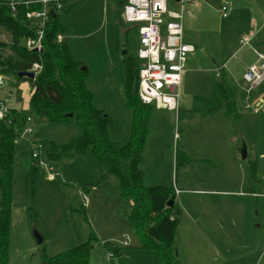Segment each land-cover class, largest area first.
Segmentation results:
<instances>
[{
	"label": "rangeland",
	"instance_id": "374dc122",
	"mask_svg": "<svg viewBox=\"0 0 264 264\" xmlns=\"http://www.w3.org/2000/svg\"><path fill=\"white\" fill-rule=\"evenodd\" d=\"M76 1L67 11H60L69 32L71 54L89 69L93 105L110 115L111 138L118 143L125 142L131 118L122 94L123 58L127 53H137V28L124 23L130 31L127 37L124 36V25L117 26L111 0ZM196 1L187 6L194 18L190 20L185 15L182 20L183 41L194 46L195 51L188 54L186 67L189 71L187 80L180 87V109L175 113L153 107L152 130L145 151L147 163L142 167L144 184H164L174 188L177 178L178 184L184 186H194L200 181V187L204 189L203 184L207 181L210 187L227 191L234 189L236 195L241 188L234 184L237 183L234 169L228 175L227 164L219 163L214 168L213 161L208 163L198 159L200 155L205 156L208 149L209 154L224 153L221 148L212 150L219 139L215 132L217 118L204 113L216 106V71L218 66L227 64L232 75L227 73L228 69L225 70L226 75H230L232 81L235 78L240 82V88L233 82L240 118L225 120L230 138L237 139L234 144L239 147L240 167L247 177L248 167L254 161L253 153L264 152V81L247 93L246 88L250 85L241 80V63L255 60L253 49L264 53L260 52L264 49V0ZM225 3L231 9L223 18L220 7ZM258 28L262 30L257 34ZM252 33L257 35L251 37L249 45L242 46L240 41ZM9 39V34L0 28V40L8 42ZM123 50L127 53L123 54ZM8 52L6 50L4 54ZM3 79L0 102L6 101L10 109L25 112L28 108L27 82L18 81L12 74H3ZM256 98L262 101L258 113L252 110ZM198 110H203V113L198 114ZM24 129H30V133L16 138L13 155L9 264H43V254L53 256L74 248L88 240L90 235L95 239H92L89 264H96V250L102 252L103 264H111V260L120 255L113 253L111 258H107L103 244L117 246L118 240L101 242L96 227L106 234L113 231L109 229V219L117 221L122 215L125 219V210L121 208L129 203L118 192L115 193L116 179L108 176L94 186L104 170L89 153H84L71 160L57 162L55 178L48 180L45 167L32 158L35 151L32 141L51 140L63 144L76 137L79 129L73 121L49 124L34 117ZM175 132L178 133L177 138H174ZM240 133L246 144L239 142ZM242 146L249 149V155L244 159ZM184 147L189 150L191 160L183 156ZM176 152L181 162L179 166L175 164ZM40 160L46 162L43 156ZM183 164L187 169L182 173ZM253 186L259 192L254 198L251 195L239 197V194L237 197L182 194L183 202L180 197L175 199L181 208L175 250L182 264H264V256L259 258L264 246L263 166L258 168ZM244 187L245 191H250L246 180ZM79 191L87 195L90 203L83 204ZM33 230L42 236L41 243L36 242ZM128 244V247H122L123 250L132 247L130 242ZM147 255L150 258H141L140 263L123 261L122 264H162L154 253L148 251Z\"/></svg>",
	"mask_w": 264,
	"mask_h": 264
},
{
	"label": "trees",
	"instance_id": "16d2710c",
	"mask_svg": "<svg viewBox=\"0 0 264 264\" xmlns=\"http://www.w3.org/2000/svg\"><path fill=\"white\" fill-rule=\"evenodd\" d=\"M117 26L123 24V34H129L121 18L124 0H113ZM77 1L65 3L62 12ZM28 7L18 6L15 14L5 3H0V28L9 34V41L0 40V72L12 74L18 81L29 86L26 97L28 108L24 111L10 109L7 119L0 123V264H9V235L12 202L13 155L15 140L26 127L28 118H39L49 124L73 121L79 133L63 144L51 140L32 141L39 146V157L54 166L61 160H71L77 155L89 153L98 162L104 173L94 186L113 176L118 194L131 202V208L124 211L140 239L142 249L152 251L162 264H182L176 249V231L181 208L175 201L171 185L146 186L143 166L147 163L145 151L151 134L153 105L143 104L136 90L140 61L137 53L126 54L123 58L122 94L125 108L130 112V126L127 140L114 141L109 133L112 119L108 113L93 105L90 90L89 69L84 62L76 61L69 48V32L61 12L48 19L43 27L42 48L28 50L21 44L24 38L35 34L25 19ZM60 35L61 39L57 40ZM9 51L4 54V51ZM33 63L40 65L34 78L19 77L18 72L27 71ZM218 79L214 96L216 106L206 111L211 113L222 109L228 118L238 119L235 103V87L222 66L218 67ZM71 114L72 116H69ZM10 120V122L8 121ZM37 160L38 158H33ZM36 161V162H37ZM248 167V187H253L257 164L251 161ZM175 164H180L175 153ZM35 165V164H34ZM36 166V165H35ZM89 188H86L88 190ZM173 198L171 206L168 201ZM90 235L85 242L53 256L43 254V264H89L93 247ZM106 250L119 249L110 243L103 244Z\"/></svg>",
	"mask_w": 264,
	"mask_h": 264
},
{
	"label": "built area",
	"instance_id": "2783aa9c",
	"mask_svg": "<svg viewBox=\"0 0 264 264\" xmlns=\"http://www.w3.org/2000/svg\"><path fill=\"white\" fill-rule=\"evenodd\" d=\"M76 0H0L15 14L18 6L29 9L25 12V19L29 21L35 34L23 39V45L28 50L42 48L43 27L48 19L59 13L63 5ZM172 1V2H171ZM195 0H124L121 18L124 23L133 24L137 28L139 47L137 58L140 61L138 70L136 93L143 104L153 105L155 108L170 111L179 110L180 87L188 54L194 47L183 41L182 20L186 15L188 5ZM175 7V8H174ZM230 6L225 3L220 7V14L227 17ZM61 36H57L60 40ZM249 37L240 41L242 46L249 44ZM257 61L245 67L243 79L251 88L264 81V53L256 52ZM38 63H33L30 69L34 75L40 70ZM3 74L0 72V87L3 86ZM262 101H256L253 109L258 111ZM247 107H250L247 105ZM9 106L6 101L0 102V123L7 119ZM28 122L31 119H27ZM10 122V120L8 119ZM30 129H23L21 134L27 135ZM177 137V133L174 134ZM32 158H38V164L45 167L48 180L55 178L56 167L40 160L39 146L33 144ZM175 193H178L175 190ZM84 205L89 201L86 194L81 192ZM125 243V242H124ZM112 253L109 252L108 256ZM264 256V246L260 257Z\"/></svg>",
	"mask_w": 264,
	"mask_h": 264
},
{
	"label": "crops",
	"instance_id": "0c3cea01",
	"mask_svg": "<svg viewBox=\"0 0 264 264\" xmlns=\"http://www.w3.org/2000/svg\"><path fill=\"white\" fill-rule=\"evenodd\" d=\"M111 1H112L113 5H114V1L113 0H111ZM196 2L197 1L195 0L194 3H196ZM192 15H193V18H194V14L193 13H192ZM253 25H255V23H253ZM261 30H262L261 28H258L257 31H256L257 34ZM255 34L256 33H252L249 38L251 39V37H254ZM249 42H250V40H249ZM194 51H195V48H194ZM194 51L192 53H194ZM255 51L256 50L253 49V53L256 56ZM260 52H264V49H263V51L260 50ZM192 53H190V54H192ZM187 59H188V57H187ZM236 60H237V62L240 61V59H238V58ZM255 61H257V57H255V60H253V61H243L241 63V70H242L241 80H242V82H246L243 79V72H244L245 67H247L248 65L254 63ZM186 64H187V61H186ZM222 67L225 70L228 69L227 68V64H225ZM187 71H189V69L185 65L184 73L182 75V83L185 82V80H187V75H186L187 74ZM227 73H229L230 75H232L229 69H228V72ZM230 75L228 77L230 78L232 84L234 85L233 82H236L235 85H237L240 88V82L238 80H236L235 78H233L234 80L232 81ZM216 76H218V70L216 71ZM182 83H181V85H182ZM241 84L243 85V83H241ZM235 85H234V87H235ZM26 88L29 90L28 84H27ZM235 91H236V88H235ZM246 92H247V88H246ZM247 93H249V92H247ZM257 99L258 98H256L255 101H257ZM235 103H236V95H235ZM247 105L248 104H246V107H247ZM247 108H250V107H247ZM236 109H237V105H236ZM252 110L255 113H258L259 112V111H255L254 109H252ZM237 112L239 113L238 109H237ZM197 113L198 114H201V113H203V110H198ZM217 113H219V114L221 113V115L219 116ZM204 114L209 115V116L214 117V118H217L216 119L217 122H216L215 132L219 136V139H217V142H215L213 144L212 150L213 151H216L215 149L221 148L224 153L223 154H212L210 152V154H209L208 151H210V149H208L207 150V154L205 156H203V155L198 156V159L199 160H205L208 163L209 162L211 163V161H213L214 163L212 164V166L214 168H216V166L219 163H222L223 165L227 164V170H226L227 172L226 173L229 175L231 173V171H233V169H234V174L237 177V183H234V184L236 185V187L238 186V189L241 188V189H239V192L236 193V195L239 194V197H243L244 195H251L253 198L256 197L259 194V192L257 190L255 191V188H253L254 186L252 187V189H250V186H249V188H247L248 190H250L249 192L245 191L244 184H245V180H246V187H248V175H247V177H246V175L244 176V171L240 167V163H239V149H238L239 147L236 146V144H234L235 142L237 143V139H235L233 136H231V138H230L228 123L225 120L228 117H226L224 115L223 110H221V109H216V110H214L211 113H207L205 111ZM174 138H175V136H174ZM178 139H179V137H178ZM239 142L246 144L245 138L243 137V135L241 133H240ZM182 151H183V156L184 157H187L188 160H191V157L188 154L189 153V150L184 147ZM248 155H249V149L246 148V156H248ZM252 157L254 158V161L257 164V167H256V173H257L258 168H260L262 166L264 168V164L263 165L261 164V161L264 160V152L263 151H255L253 153V156ZM55 167H56V169H58L57 166H55ZM235 168H237V169H235ZM181 169H182V173H183L184 170L187 169V165H184L183 164L182 167H181ZM212 175H213V172H212ZM233 175L230 176L229 178H232ZM245 177H246V179H245ZM205 178L207 179V177H205ZM222 179H224V177ZM200 183H201L200 181H197V182H195L194 186H192L191 184H189L188 186H184L182 183H179L178 184V180L176 178L175 184H174V193H175V190H177L178 193H175L174 199H176L177 197H180V199L183 202L184 200L181 198V195L182 194L183 195L191 194L192 196L203 195V194L204 195L209 194V195H214V196H230V197L231 196H236L235 195V192H233L234 189H231L230 191H227V189H225V188H214V187H210V186H208V182L207 181L204 182L203 188L204 187H206V188L208 187V188L207 189L206 188L202 189L200 187L201 186ZM178 185H180V187ZM114 191H115V193L118 192V190H116L115 187H114ZM232 193H234V194H232ZM79 194L81 196V191H79ZM190 198H193V197H190ZM81 201H82V198H81ZM88 203H90V200L88 201ZM128 203L129 204L125 203V207L124 208H121V210H125V211L127 209L129 210L131 208V202L128 201ZM183 205L184 204H182V206ZM190 208L197 210V208L196 207H193V206H190ZM123 217H124V215H122L117 221L113 220L112 218L109 219V226H110L109 229H112L113 230L112 232H108V233L105 234V232L102 233L96 227V234L101 239V242H107V241H110V240H113V239L115 241L118 240V244L116 246V249H119V252L117 254L120 255V257L116 258L115 260L112 259L111 260V264H122L123 261H129V262L130 261H135L136 263H140V259L141 258H144V259H147V257L150 258L149 255H147V254H148V251L149 252H152V251L141 248L140 239L135 234V232L133 230V227H132V224L130 223V221L128 220V218L126 216H125V219H123ZM119 233H120V235H118ZM116 237H118V238H116ZM120 239H122V241H120ZM119 242H121V243H119ZM129 242H130V245L132 247L131 248H128V249L126 248V249L123 250L124 247H128L129 246V244H128ZM261 251H262V249H261ZM109 252L112 253L111 256H108V253ZM113 253H115L113 250H107L106 257L107 258H111L113 256ZM260 255H261V252H260ZM102 256H103L102 252H100L99 250H96V264H103V262H101V257ZM259 258H261V257H259ZM108 260L109 259H107V261Z\"/></svg>",
	"mask_w": 264,
	"mask_h": 264
},
{
	"label": "water",
	"instance_id": "95a60500",
	"mask_svg": "<svg viewBox=\"0 0 264 264\" xmlns=\"http://www.w3.org/2000/svg\"><path fill=\"white\" fill-rule=\"evenodd\" d=\"M186 14H187V16H188V18L190 20L193 19L192 12H191V10L189 8L186 10ZM123 47H124V45H123ZM126 53H127V50H123V54H126ZM17 76H19V77H27V78H34V73L31 72V71H21V72L17 73ZM133 92L135 93L136 90H133ZM69 116H72V115L69 114ZM241 156H242V159H244L246 157V147L245 146H242ZM172 203H173V198H171L168 201L167 206H171ZM33 236L35 237L37 243H41L43 241L42 236L36 230H33ZM175 254L177 255L176 250H175Z\"/></svg>",
	"mask_w": 264,
	"mask_h": 264
}]
</instances>
